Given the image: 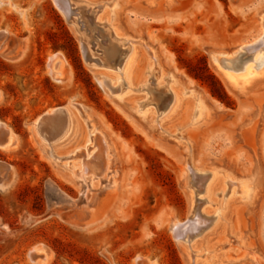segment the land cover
<instances>
[{
    "label": "rangeland",
    "instance_id": "374dc122",
    "mask_svg": "<svg viewBox=\"0 0 264 264\" xmlns=\"http://www.w3.org/2000/svg\"><path fill=\"white\" fill-rule=\"evenodd\" d=\"M71 1L69 18L54 0H0V126L17 139L12 150L0 148V264H33L30 252L39 246L48 250V264H187L184 245L189 243L176 237L173 224L185 223L192 199L203 198L184 168L188 152L126 111L144 108L158 125L172 99L171 78L160 80L158 70L147 69L131 94L110 96L121 102L117 105L92 71L112 80L110 86L106 82L110 89H123L120 69L129 45L111 35L117 56L99 63L106 41L91 32L102 24L90 23L77 8L78 1ZM130 1L133 14L123 21L127 30L155 47L162 66L174 71L180 82L192 80L194 90L202 92L214 110L210 122L186 133L196 167L204 172L221 168L237 180L256 167L264 170V84L249 96L237 97L228 92L216 69L234 70L239 64L241 69L233 72L251 66L250 72L256 73L263 66L264 49L247 60L248 53L237 48L258 38L264 0H182L174 7L153 0V8L147 0ZM210 51L234 56L213 63ZM56 54L72 69V80L65 84L48 73L49 59ZM183 93L194 101L170 122L173 131L197 113L198 95L187 86ZM69 104L74 107L67 109L83 107L113 145L115 189L101 177L99 184H88L84 196L85 187L70 172L75 164L71 157L83 151L92 155L94 143L89 141L84 149L82 138L58 152L59 158L55 153L53 158H61L60 164L68 168L63 169L41 146V137L46 141L50 133L48 115L37 128L39 135L32 130L44 114ZM87 159L91 163L94 158ZM224 179L217 203L233 189ZM258 198L248 209L234 204L233 219L238 232L261 250V261L255 264H264V191ZM233 241L228 235L218 244L227 259L243 251Z\"/></svg>",
    "mask_w": 264,
    "mask_h": 264
},
{
    "label": "bare ground",
    "instance_id": "6f19581e",
    "mask_svg": "<svg viewBox=\"0 0 264 264\" xmlns=\"http://www.w3.org/2000/svg\"><path fill=\"white\" fill-rule=\"evenodd\" d=\"M70 1L71 0H54L58 9L69 18L71 16ZM77 1L78 3H75L77 8L82 10V15L87 14L86 19L89 20L90 23L92 22L94 24V21H97L102 24L99 27L96 25L93 27V25H91V27L94 28H92L93 30L91 33L93 34H91V36L96 34V39L102 38L106 41L103 43L106 49L105 52L101 53V58L98 61L99 63L103 65L107 64L108 61L111 62L117 56V48L113 45V41L110 40L113 44L109 43L111 35L127 41V44L129 45L128 52L125 55L124 62L120 69V78L124 84L123 89L116 86H111L112 88L110 89L106 86V82L108 81V86H110L113 81L108 79L107 76L105 77V75L92 71L98 84L105 91L108 97H113L123 91H125V95L131 94L137 87V83L143 77V74L147 72V69H152V67L154 68L153 70H158V77L160 80L163 78H171L169 91L171 92L172 99L168 108L165 110V114L158 121V125L154 124V122L156 123V120H154V122L152 121V123L147 118L148 116L146 115L149 113L148 110L142 112L144 108L142 110L139 109V112L129 108H126V111L129 114L134 115V118L147 127L148 130H156V132L177 143L178 146L184 147L185 151L188 152L184 168L185 171L189 172L190 178L192 176L190 181L193 182V187L198 193L203 194V198L196 199L195 201L192 199L191 215L185 223L180 224L174 222L173 224V230L176 237L183 241V243H189V246L184 245V253L186 255L187 264L259 263L262 258L261 250L250 242V238H247L244 234H240L238 232V224L236 227V222L234 223L233 219L236 207L233 209V205L240 203V205H243L246 209H248L249 207H252L251 205L255 203L257 199H259L258 197L264 191L263 168L256 167L250 172L249 176L243 178V180H237L234 178L233 173L221 168H212L208 172H204L200 168L196 167L198 164L196 154L193 149V143L189 138H187L186 133L191 129L202 127L212 120L214 110L211 104L202 92L194 90V83H192V80V82L189 80L180 82L174 71L162 66L159 61L158 53L154 49L155 47L153 48L150 44L141 40L139 37L133 35L127 30V26L125 27L123 21L128 13H132L130 8L134 1L99 0L97 2L98 4L85 3L82 0ZM181 1L182 0H164V4L167 7H174L179 5ZM147 2L148 8H153L155 6L153 0H147ZM92 14H95L93 21ZM70 20H72V18ZM259 23L261 29L258 38L253 42L237 48L238 50L240 49L241 52L245 51L248 53L246 58L247 60H249L248 58L252 57L255 52L264 49V15L260 16ZM90 31L91 30H89V32ZM209 53L213 63H226V61L229 60L228 56H234L231 53H228L227 55L212 51ZM0 54H2V52H0ZM216 69L223 78L228 92L237 97L249 96L260 85L264 84V64L256 73L250 72L251 66H247L245 70H240L241 72H233L241 69L239 64L234 66V70H223L218 66H216ZM48 73L52 80L58 84H65L68 80H72V69L65 58L61 57V55L59 56L56 54L49 59ZM186 86L189 88V91L194 97L198 95L196 100L198 105V109H196L197 113L194 117L192 116L191 119H187L188 121L184 124H179V126L175 127V131H173L172 126H170V122L174 118L178 116L180 117L183 110H186L194 101H192L190 97H184L185 94L183 93V89ZM119 97L120 96H117L115 99H119ZM111 99L113 100V98ZM113 101L117 105H121V102H117L115 100ZM69 106L74 107L69 104L63 108L47 112L32 124V130L37 133V128L39 127L41 121L48 115L47 122L49 125H47L50 127V133L48 131V135L45 137V139H47L46 141L44 138L40 137L44 143L41 146L46 147L48 155L54 159L53 161H58L56 158H53L54 155H56L55 153L70 147V145H75V143H78V141L82 138L84 139L82 144L84 149L88 146L89 141L91 144L94 143L95 146L90 150L92 155L83 151L80 155H75L73 157H71L72 155L70 156L71 160L75 161V164H73L70 172H72V174L74 173L77 179H80V186L85 187V190H83L82 193L84 196L87 195L86 193L89 188L88 184L90 186L99 184L101 181L99 178L101 177H103V179L110 184L111 189H115L118 182L115 177L117 171H111L114 166L115 159L113 145L109 142L108 138L104 136L98 124L92 120L83 107H80L78 110L72 108L67 109ZM184 116L185 115L182 116V120L187 118ZM90 123H92V125ZM16 141V137L12 135L8 129L4 126H0L1 149L6 151L12 150ZM96 146L98 147V150L95 151ZM75 150H78V148L74 149V151ZM75 153L76 152H74V154ZM71 154H73V152ZM57 157L59 158V153ZM88 157L94 158L91 163L86 161ZM60 159L56 163L60 164ZM82 159L85 161H82ZM61 167L63 169H68L63 165H61ZM110 175L112 176L110 177ZM225 177L228 178L227 182H230L233 189L231 188L232 190L227 192L228 195L225 200L223 199L224 201L217 203L215 198L220 192L219 187L221 185H225ZM234 187H239V191ZM190 196L192 198V193H190ZM214 207H217V211L215 213H211L210 210ZM228 235L234 238L233 244L243 250L239 255L230 259H227V257L225 258V254H220L218 252L220 251L218 244L223 242ZM203 250L205 251L206 256L205 254H202L201 251ZM30 258L33 264H48L51 259L48 250L44 246L33 248L30 252Z\"/></svg>",
    "mask_w": 264,
    "mask_h": 264
}]
</instances>
